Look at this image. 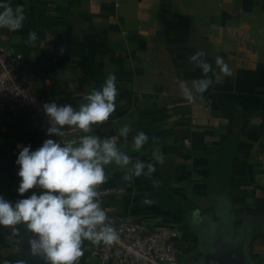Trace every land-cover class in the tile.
<instances>
[{
	"label": "crops",
	"instance_id": "1",
	"mask_svg": "<svg viewBox=\"0 0 264 264\" xmlns=\"http://www.w3.org/2000/svg\"><path fill=\"white\" fill-rule=\"evenodd\" d=\"M4 2L40 14L32 46L26 43L31 30L0 28V49L11 50L19 60L24 83L47 102L77 108L112 73L116 110L93 133L118 137V129L129 123L133 131L127 143L118 138L117 146L145 163H155L153 140L136 152L132 136L149 130L160 141L164 163L156 164L151 177L126 182L123 170L106 166L103 208L111 220L131 215L150 227L192 234L180 264L199 261L210 244L216 253L240 249L246 264H264V0ZM60 14L66 26L49 27L46 20ZM201 50L213 67L215 74H208L213 85L202 99L188 101L179 83L202 78L189 59ZM216 57L228 64L232 76L220 72ZM30 129L42 131L45 125L21 106L0 105V147L16 141L19 152L27 147ZM66 129L73 139L82 135ZM0 187L10 196L1 175ZM145 197L150 205L142 203ZM0 255V264L25 262L22 240L3 247Z\"/></svg>",
	"mask_w": 264,
	"mask_h": 264
},
{
	"label": "clouds",
	"instance_id": "2",
	"mask_svg": "<svg viewBox=\"0 0 264 264\" xmlns=\"http://www.w3.org/2000/svg\"><path fill=\"white\" fill-rule=\"evenodd\" d=\"M0 28L18 31L26 19L22 6L15 9L8 3H0ZM38 34L30 31L26 43L35 44ZM63 49H61V52ZM204 51H197L189 59L202 71V78L181 81V95L188 101L203 98L212 85L208 76L214 73L207 63ZM216 65L224 76H232L233 71L225 61L216 57ZM118 90L116 76L107 75L99 88H92L77 108L70 104L58 105L48 102L42 105L48 117L46 135L63 137L65 128L79 130L78 138L58 142L57 139H45L42 146L31 150L23 147L15 161L19 165L20 178L18 193L25 194L31 189L29 197L15 203L0 196V226L12 228L23 224L29 233L34 234L28 240L32 255L42 256L47 264H79L84 255V241L95 245H110L118 239V232L108 213L102 207L98 189L107 182L105 168L114 164L123 170L122 180L131 182L140 176L151 177L157 171L156 164L164 163V155L158 138L153 137L151 159L155 163H145L122 151L117 139L125 143L133 131L129 123L118 129V137L101 138L93 133V127L103 125L116 110ZM149 142L143 131L132 136L133 151L139 152ZM142 203H152L147 197ZM3 264H9L7 260ZM16 264H24L17 261Z\"/></svg>",
	"mask_w": 264,
	"mask_h": 264
},
{
	"label": "built area",
	"instance_id": "3",
	"mask_svg": "<svg viewBox=\"0 0 264 264\" xmlns=\"http://www.w3.org/2000/svg\"><path fill=\"white\" fill-rule=\"evenodd\" d=\"M19 70L20 62L13 52L0 49V105L21 106L48 127V117L42 109L45 102L37 98L31 85L21 80ZM64 131L63 137H57L62 144L73 139L69 130L65 128ZM98 192L103 207L108 190L103 184ZM111 222L118 239L110 245L84 241L85 264H180L181 229L150 227L146 220L131 215Z\"/></svg>",
	"mask_w": 264,
	"mask_h": 264
},
{
	"label": "trees",
	"instance_id": "4",
	"mask_svg": "<svg viewBox=\"0 0 264 264\" xmlns=\"http://www.w3.org/2000/svg\"><path fill=\"white\" fill-rule=\"evenodd\" d=\"M38 10H40V12L42 13V12L47 11L48 9L38 8ZM39 15L40 14L36 15L34 13L32 14L25 13L26 19L24 21L22 28L33 31L34 24L37 21L41 20L39 18ZM48 20L46 21L50 25L49 27H52V25H58V26H64V27L66 26L65 25L66 19L63 17L62 14H60L59 18L51 17V19H48ZM64 38L66 41H68V39L70 38L69 32L66 28H65ZM88 55L92 57L94 55V51H89ZM35 93L39 100H42L45 103H48L45 100V98L41 97L36 91ZM46 129L47 127L45 125V129L42 131H39L37 129L28 130L25 135L27 146H31L32 149H36L42 146V143L45 139H57V137L46 135ZM140 131H143L144 133L148 135L149 141L152 140L153 138L152 132H150L149 130H140ZM15 145H16V141L6 140L5 145L0 147V175L7 179L8 191L10 193V196H8V194L3 190V188L0 187V196H2L5 200L12 202V203H13V200L17 201L19 199H24V198L29 197L33 192H37L38 194L40 192V191L29 190L23 195H20L18 193L20 178L18 177L17 173L19 171V165H17L15 161L18 157L19 152L15 151ZM147 146L149 145L147 144L144 145V148H147ZM16 228L18 231L14 233L12 228H5L3 226H0V232H3L4 233L3 235L6 234L9 239V241H6L4 237L2 236L3 237L2 239L0 235V251L3 247L12 246L14 242L22 240L19 225H17ZM192 238H193L192 234H188V233L183 234L182 241L180 242V245H179L182 253H188L189 249L187 246L190 245ZM86 257H87V253H84V255L80 258L79 264H85ZM0 258H1V255H0Z\"/></svg>",
	"mask_w": 264,
	"mask_h": 264
},
{
	"label": "water",
	"instance_id": "5",
	"mask_svg": "<svg viewBox=\"0 0 264 264\" xmlns=\"http://www.w3.org/2000/svg\"><path fill=\"white\" fill-rule=\"evenodd\" d=\"M20 233L25 254L24 264H47L42 256L32 255L30 253L28 240L33 238L34 234L29 233L23 224L20 225ZM201 254L197 264H246L244 254L240 249L224 250L221 253H216L214 247L210 244L203 249Z\"/></svg>",
	"mask_w": 264,
	"mask_h": 264
},
{
	"label": "flooded vegetation",
	"instance_id": "6",
	"mask_svg": "<svg viewBox=\"0 0 264 264\" xmlns=\"http://www.w3.org/2000/svg\"><path fill=\"white\" fill-rule=\"evenodd\" d=\"M193 261H194L193 264H197V260L194 259Z\"/></svg>",
	"mask_w": 264,
	"mask_h": 264
},
{
	"label": "rangeland",
	"instance_id": "7",
	"mask_svg": "<svg viewBox=\"0 0 264 264\" xmlns=\"http://www.w3.org/2000/svg\"><path fill=\"white\" fill-rule=\"evenodd\" d=\"M194 219H197V217H194ZM196 221H198V220H196ZM198 232V231H197ZM197 235V234H196ZM197 238H198V235H197ZM197 247H198V245H197Z\"/></svg>",
	"mask_w": 264,
	"mask_h": 264
}]
</instances>
